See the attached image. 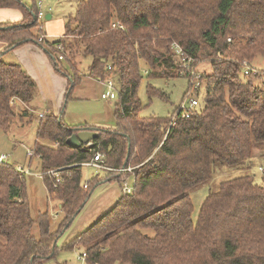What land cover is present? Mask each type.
<instances>
[{
	"label": "trees",
	"instance_id": "16d2710c",
	"mask_svg": "<svg viewBox=\"0 0 264 264\" xmlns=\"http://www.w3.org/2000/svg\"><path fill=\"white\" fill-rule=\"evenodd\" d=\"M76 1L64 38L40 43L38 0H0V9L23 14L18 23L0 24V131L8 133L17 120L36 125L33 156L49 199L64 214L57 229L49 212L35 219L26 174L0 163V264H44L79 245L86 264H264V172H250L264 169V71L245 74L246 63L264 57V0ZM29 43L41 46L55 71L68 78L65 103L81 82L74 60L90 58L88 75L112 80L118 92L115 126L69 125L66 106L42 118L23 109L39 111L36 83L21 64L3 58ZM180 61L210 66L198 79L188 74L183 103L190 94L201 103L188 118L183 103L169 117L142 116L154 98H167L149 84V104L143 105L138 92L144 76L178 78ZM84 131L99 136L91 145L70 147L68 139ZM96 154L110 170L84 184L82 164ZM238 166L246 175L220 183L195 217L191 193L219 167ZM50 171L59 173V182ZM130 178L131 193L123 192L93 226L58 246L99 184L121 186Z\"/></svg>",
	"mask_w": 264,
	"mask_h": 264
},
{
	"label": "rangeland",
	"instance_id": "374dc122",
	"mask_svg": "<svg viewBox=\"0 0 264 264\" xmlns=\"http://www.w3.org/2000/svg\"><path fill=\"white\" fill-rule=\"evenodd\" d=\"M23 1L25 3L27 2L28 4H32L33 0H23ZM49 1H50V7L52 8L53 11L52 13L54 15L62 16L63 14L65 15L69 12L74 11V8H72V6H70L69 3H65L64 0H49ZM73 13L75 12H72V14ZM41 29L39 27V29H35L34 31ZM43 37H46V35H44ZM63 38L64 37H62L61 39ZM67 40H71V39L68 38ZM57 51L60 52L59 50ZM74 61L78 66V70L81 77L88 75V68L89 65L91 64V59L90 58L85 59L82 56H78ZM183 63H181L180 61L181 66H183L182 65ZM66 65H67L66 62H62L63 69H65ZM251 66L256 68L255 70L264 71V57L258 56L256 59L252 61ZM184 68L187 69L185 70ZM183 70L184 71L179 73L180 77L172 78V79L148 80L147 77L144 76V79L141 82L140 89L138 92L139 98L142 101L143 105L146 106L149 104V99L147 96V87L149 84L153 85L156 89H159L161 92H163L165 94V98L167 97L168 99L166 98L163 100L161 98H154L153 101L149 104V106L141 113L142 116L144 117L171 116L174 113V111H176L179 108V106L182 105L184 100V95L189 89L188 74H190L191 77L193 78L195 77L194 75H198L197 76L198 79L200 75H203V72H205V70H209L208 72L211 71L210 66L205 65L203 63L199 64L195 68H190L189 64H184ZM145 73L147 74V71ZM57 74L59 77L66 78L62 74L59 73ZM66 79L67 81H69L68 78ZM193 85L197 88H200L198 87L199 83L197 81H194ZM75 89L73 90L71 99L68 100L67 103H65L64 101L62 105V107L66 106L65 118H64L65 122L67 124H71L73 123L74 118H81V116H83L93 121H102L100 123L101 128L111 127L103 122V120L105 121V118L103 116H98L97 114L104 112L105 104H109L107 106L108 112L109 115L113 117L114 116L113 111H115L116 101L115 100L105 101L102 99V95L97 94L98 96H96L98 90H96V93L95 90H93V95L91 98H89L90 100L88 101L84 99L77 100L76 98H74ZM189 97L198 100L199 104L201 103L200 97L198 98L195 94H190ZM36 100L38 103L39 102L38 97ZM22 108L26 109V111H28L30 114H33L35 117L36 116L38 117V115L42 113L40 111L33 113L32 109L27 108L26 105H22ZM33 108H35V106ZM37 108L40 109L39 106H37ZM104 113H106V109ZM112 122L114 123L115 120L112 119ZM114 126L115 123L113 124V127ZM35 134H36V125L35 124L29 125L28 119H24L23 121L17 120L16 122H13L8 133H4L0 131V156L2 155L8 157L7 162L9 164H15L17 166L20 165L24 168V170H28V173L26 174L27 194H28V200H29L32 216L36 219L39 213L49 212L51 214V222L53 223L52 224L53 228L57 229L58 225L60 224V221L64 217V214L61 211L58 210L56 211V207H58L59 204L49 199V192L47 190L46 185L44 184L42 173H40L41 168H40V163H38L39 161L38 158L34 157L33 155L31 157L28 156L29 151H31L32 153L34 152L33 146L36 141ZM101 157L104 161V157L103 156ZM82 168H83L84 184L90 181L92 178L96 177L97 175L101 176V178L105 176L104 171L97 170L95 168L83 167V166ZM256 169L259 170H257L256 172ZM132 170L133 169L130 168L127 171L130 172ZM250 172H254L256 175L258 173V176L260 177L261 174L264 172V169L257 168L256 166H254ZM246 173L247 172H244V170L240 166L219 167L215 171L213 178L209 182L205 183L204 185H200L191 193V197L194 204L195 217L198 214L201 205L206 199L207 195L210 192L217 190L220 183L229 179L241 177L243 175H246ZM122 183L123 184H121V186L118 185V183L116 182L114 183L104 182L99 184L93 190V193L89 201L87 202L86 206L83 208L81 213L75 218L72 225L60 237L58 241V246L63 247L64 245L72 241L74 238L84 233L97 221H99L105 214L111 211L118 202L123 192L125 193L124 191L125 186L127 185L129 187H132L133 178H130L127 181H123ZM84 250H85L84 247L79 245L73 250L61 251L56 259L48 261L44 264H86V260L82 257Z\"/></svg>",
	"mask_w": 264,
	"mask_h": 264
},
{
	"label": "crops",
	"instance_id": "0c3cea01",
	"mask_svg": "<svg viewBox=\"0 0 264 264\" xmlns=\"http://www.w3.org/2000/svg\"><path fill=\"white\" fill-rule=\"evenodd\" d=\"M64 2L69 3L70 6L74 8V11L72 12H75L77 5L76 0H64ZM40 9L45 13V18L40 21L42 33L46 35V40L53 42L64 37L66 34V20L72 14V12H69L65 15L63 14L62 16L54 15L52 13L53 11L50 7L49 0H42ZM22 19L23 14L17 9H0V24L17 23L22 21ZM4 52L5 43L0 41V53ZM3 59L8 62H17L21 64L24 70L35 81L39 100V102H36L35 105L40 107L39 111L45 114L46 112H54L55 115H59L63 108L62 105L65 101L69 81H67L66 78L58 76L51 59L45 50L36 43H29L13 50L12 52H9L4 56ZM93 90H95V93L96 90H98L96 96L102 95L103 92L106 91L105 82L91 78L89 75L83 76L81 77L79 86L75 89L74 98L77 100L84 99L88 101L93 95ZM108 105L109 104H105L104 106V112L106 109V113L102 112L97 115L103 116L105 118V121L103 120V122L106 125L113 127V124H116L115 111H113V117L109 115L107 107ZM112 119L115 120L114 123L112 122ZM101 122L102 121H93L81 116V118H74L73 123L69 125L76 126L86 123L101 128ZM38 163L40 162L38 161ZM19 167L23 168L20 165ZM0 241H2V238H0Z\"/></svg>",
	"mask_w": 264,
	"mask_h": 264
},
{
	"label": "built area",
	"instance_id": "2783aa9c",
	"mask_svg": "<svg viewBox=\"0 0 264 264\" xmlns=\"http://www.w3.org/2000/svg\"><path fill=\"white\" fill-rule=\"evenodd\" d=\"M41 5H42V0H38L39 8H41ZM38 17H39V20L45 18V13L41 9H40ZM114 27L122 28L119 25H114ZM45 40H46V38L42 36V37H40L39 42H44ZM56 49L59 51L63 50L62 46H57ZM62 60H63V57H60V61H62ZM245 65H246L245 66V74L248 75L250 72H256V70L251 68L250 65H248V63H246ZM105 87H106V91L103 92L102 99L105 101L116 100L117 96H118V92L115 88L114 82L112 80L105 81ZM187 105H189V106H187ZM197 106H198V100H196L194 98H191L188 102L183 103V105L181 106V110L183 111V116L188 118L189 114H190L189 110L192 108H195ZM44 115L45 114H41L40 117L42 118V117H44ZM32 155H33V153L31 151H29L28 156H32ZM101 156L102 155H100V154H96L92 161H90L88 163H83L82 166L83 167H92V168H95V169L101 170V171L110 170V168H108L107 166L104 165L103 159ZM7 160H8V158L6 156H2V155L0 156V163H5V162H7ZM18 170L21 173H25V174L28 173V170H24L21 167H18ZM48 174L53 175L57 179L58 182L60 181L58 172L50 171V172H48ZM85 188H87V185H85ZM124 191H125V193H131L132 187H129L126 185L124 188ZM82 257L86 260L87 255L84 254Z\"/></svg>",
	"mask_w": 264,
	"mask_h": 264
},
{
	"label": "water",
	"instance_id": "95a60500",
	"mask_svg": "<svg viewBox=\"0 0 264 264\" xmlns=\"http://www.w3.org/2000/svg\"><path fill=\"white\" fill-rule=\"evenodd\" d=\"M98 136L99 134L97 132L84 131L77 135H73L68 139L67 143L70 147L79 148L82 144H90Z\"/></svg>",
	"mask_w": 264,
	"mask_h": 264
}]
</instances>
